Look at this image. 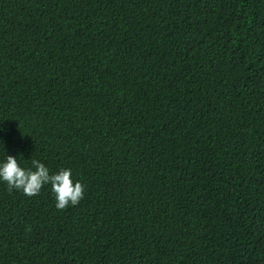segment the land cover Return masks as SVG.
<instances>
[{"label": "trees", "instance_id": "16d2710c", "mask_svg": "<svg viewBox=\"0 0 264 264\" xmlns=\"http://www.w3.org/2000/svg\"><path fill=\"white\" fill-rule=\"evenodd\" d=\"M2 118L85 192L0 181V264H264V0H0Z\"/></svg>", "mask_w": 264, "mask_h": 264}, {"label": "clouds", "instance_id": "9594fccd", "mask_svg": "<svg viewBox=\"0 0 264 264\" xmlns=\"http://www.w3.org/2000/svg\"><path fill=\"white\" fill-rule=\"evenodd\" d=\"M167 19L170 22L177 19L183 21L184 16L177 8L168 6ZM4 103L6 106L10 105L9 100ZM0 125L8 126L7 120L2 118ZM31 164L32 168H23L12 155H7L6 161L0 162V181L6 183L8 191L20 190L24 195L31 197L38 195L43 186L49 184L58 210H64L69 205H78L83 199L85 186L79 180L73 182L70 168H60L58 172L50 174L49 169L39 160L33 159Z\"/></svg>", "mask_w": 264, "mask_h": 264}]
</instances>
